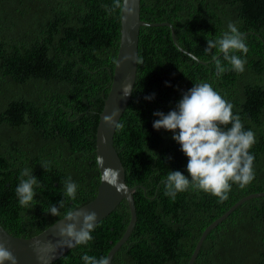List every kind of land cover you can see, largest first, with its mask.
<instances>
[{
	"label": "trees",
	"instance_id": "obj_1",
	"mask_svg": "<svg viewBox=\"0 0 264 264\" xmlns=\"http://www.w3.org/2000/svg\"><path fill=\"white\" fill-rule=\"evenodd\" d=\"M111 4L0 0V223L16 236L32 237L61 218L44 210L65 198L69 176L79 187L66 208L97 195L96 132L122 28L119 13L105 11ZM141 18L172 23L180 47L169 26L141 27L143 62L114 137L127 183L137 186V222L112 264H187L208 225L242 197L264 191V0H141ZM230 21L246 36L247 55L236 54L247 63L242 73L217 76V50L205 52L207 39L227 31ZM219 58L231 69L223 54ZM200 82L212 84L256 135L255 179L244 188L233 184L223 203L203 191L178 193L175 200L165 195L170 170L189 175L188 158L173 132L153 127L159 119L153 113L174 110ZM153 93L154 99H146ZM25 167L42 183L28 208L15 193ZM130 218L124 199L96 225L92 241L50 264H84V254L107 256ZM194 264H264V196L244 201L209 232Z\"/></svg>",
	"mask_w": 264,
	"mask_h": 264
},
{
	"label": "clouds",
	"instance_id": "obj_2",
	"mask_svg": "<svg viewBox=\"0 0 264 264\" xmlns=\"http://www.w3.org/2000/svg\"><path fill=\"white\" fill-rule=\"evenodd\" d=\"M105 11L111 15L119 13L121 20L132 18L136 14L135 0H112L111 6L105 5ZM227 31L218 35L214 40L207 39L206 53L212 55L215 61L216 75L220 76L226 71L235 70L243 72L247 60L236 53L247 55L249 48L246 36L239 31L236 23L229 22ZM219 54H223V60L231 65L227 68L220 60ZM192 60H198L195 54L190 56ZM125 61L136 64L143 62L142 57L128 55ZM132 85H125L123 95L131 92ZM155 98L153 93L146 99ZM234 105L226 100L212 84L208 82L195 83L194 86L183 94L176 108L167 114L154 112L159 117L154 120L153 127L156 130L165 129L173 132V139L181 145L182 152L188 158L187 172L170 170L164 181L165 195L175 200L178 193L189 190L203 191L218 198L220 203L229 198L233 184L240 188L248 186L255 179V156L251 149L256 143V135L252 130H246L241 118L233 112ZM119 110H114L111 115L105 116L104 121L108 125L119 126L116 118ZM178 130V131H177ZM105 142L107 140L105 139ZM96 163L103 169L101 179L117 191L126 192L127 186L120 181V171L112 167H105L103 156L96 157ZM42 166L47 169V164ZM190 177V178H189ZM42 183L33 174V170L25 167L21 170L19 184L15 189L18 202L21 207L33 206L37 195L36 189L41 188ZM79 185L69 176L64 181L63 195L67 199L59 201L58 206L52 204L45 213L61 217L58 222L59 239L48 241H36L33 245L37 259L41 264H50L58 250L75 248L87 245L93 240L92 232L97 225L98 215L95 211H86L80 208H66L67 200L75 201ZM61 209H66L63 214ZM84 264H111L108 256L97 258L94 255L84 254ZM0 264H17V257L0 237Z\"/></svg>",
	"mask_w": 264,
	"mask_h": 264
},
{
	"label": "water",
	"instance_id": "obj_3",
	"mask_svg": "<svg viewBox=\"0 0 264 264\" xmlns=\"http://www.w3.org/2000/svg\"><path fill=\"white\" fill-rule=\"evenodd\" d=\"M135 7L136 14L134 17L129 18L126 21L121 20V39L112 84L109 94L105 99L103 110L100 113L99 124L96 132L97 156L100 155L104 157L105 167H112L120 171V181L126 184L127 191H117L115 187L110 186L108 183L104 182L101 179L98 187V192L95 198L90 202L84 204L83 206L79 207L80 209H84L89 212L95 211L98 215V224L102 219L111 214L122 200L126 199L128 201L131 211V218L123 236L112 247V249L107 255L111 260V264L114 255L120 249V247L127 242L136 225L137 207L135 203L134 191L137 189V186H130L127 183L126 169L114 143V137L117 131V127H115L114 125L110 126L106 124L104 118L105 116L111 115L114 110H119V116L116 118V122L119 123L132 97L133 89L137 78L138 64H136L134 60L125 61L124 57L128 55H132L133 57L139 55L140 30L142 26H169L172 30V36L175 44L180 47L176 39L175 30L172 23L168 21L148 22L146 20H143L141 18V0H135ZM125 85H132L131 92L127 96H124L122 92V89ZM105 139L107 140V142H105ZM99 169L102 177L103 169L100 166ZM261 196H264V191L250 193L242 197L235 204H233L222 216H220L210 225H208L204 229L199 241L196 244L194 252L187 264L195 263L199 251L209 232H211L215 227H217L244 201ZM59 220H57L52 225L32 237L16 236L10 233L0 223V237L3 238V241L10 248L13 254L17 257V264H41V262L37 259V255L34 251L33 245L36 241L44 242L48 240H53L55 242V240L59 239ZM69 250H71V248H64L58 250L50 263L62 257Z\"/></svg>",
	"mask_w": 264,
	"mask_h": 264
}]
</instances>
